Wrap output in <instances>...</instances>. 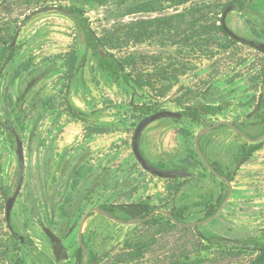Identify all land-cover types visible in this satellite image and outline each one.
<instances>
[{"label": "rangeland", "instance_id": "obj_1", "mask_svg": "<svg viewBox=\"0 0 264 264\" xmlns=\"http://www.w3.org/2000/svg\"><path fill=\"white\" fill-rule=\"evenodd\" d=\"M232 1L0 0V51L9 50L18 26L30 14L45 8L80 12L70 18L54 12L35 15L20 30L10 51L13 56L0 75V264H17L19 258L24 264H40L39 252L52 258L50 243L37 220L62 239L72 262L85 211L143 201L170 208V182L139 165L132 138L143 118L162 110L183 109L180 104L167 103L143 116L133 108L140 111L154 102H170L175 93H184L188 106L201 110L215 106L218 114L204 116L197 123L188 117L150 123L143 130V156L159 162L191 155L189 172L194 177L189 184L179 179L182 188L176 194L178 202L188 209L183 211L188 217L182 223L201 220L205 215L201 204L216 203L224 196L221 182L196 156L193 138L218 120L245 118L264 88L260 76L264 55L218 29ZM250 1L251 8L228 13L226 25L240 37L264 43V0ZM133 5L153 11L129 13ZM162 16L171 17L170 29L143 43H132L129 31L133 32L135 22ZM89 33L102 41L97 49L103 56L110 54L124 61L130 73L145 82L142 90L124 88L101 73L97 66L100 53L95 55L87 44ZM72 53L82 64L69 75ZM65 102L84 112L92 123L72 119ZM7 121L22 144L24 156V178L10 226L34 248L16 238L14 241L5 220V200L13 194L19 175L13 135L2 126ZM93 123L113 125L114 131L88 135ZM207 135L211 143L220 138L243 142L223 126ZM261 144L234 174L228 202L213 222L201 227V236L219 243L227 238L264 244V141ZM164 223L165 218L158 216L152 223L123 226L95 214L83 232L85 236L91 232L99 245H106L105 257L96 264H170L179 256L196 254V231L178 226L167 229ZM139 245L143 246L141 258L116 262L118 256L129 259L132 247ZM214 250H201L200 264H238L254 255L244 252L218 263Z\"/></svg>", "mask_w": 264, "mask_h": 264}, {"label": "trees", "instance_id": "obj_2", "mask_svg": "<svg viewBox=\"0 0 264 264\" xmlns=\"http://www.w3.org/2000/svg\"><path fill=\"white\" fill-rule=\"evenodd\" d=\"M183 3L186 2L187 0H181ZM243 2L244 0H233L231 3L233 2ZM243 3H240V5ZM150 5V3H149ZM79 11V10H78ZM146 12L149 13L151 11H153L150 7L147 8H141L139 5H133L130 12L129 13H134L137 14L139 12ZM69 12L73 15H77L80 12H77L74 9H69ZM171 17L168 16H162L160 18H157V20L153 19V20H149L147 22L144 21H139V22H135L134 25L131 26V28H133V32H131V30L129 31V35H131L132 37V43L134 44H139V43H143L147 40H150L158 35H161L163 33H165L168 29L171 28ZM218 29L224 33L223 28L221 27V25L218 26ZM198 34V30L194 31V35L195 37ZM199 35V34H198ZM90 36V33H89ZM234 41V40H233ZM88 46L93 48V50H95V55H98L99 52H97V47H101L102 46V41L99 40L98 38L94 39L91 38V36L89 37V41L87 42ZM13 56V52L8 53V48H5L4 50L0 51V75L3 72V70L6 68L8 62L10 61V59ZM82 61L81 60H77V57L75 56L74 53L71 54V58H70V62H69V67H68V72L69 75L73 74L76 70L77 67L81 66ZM76 66V67H75ZM97 66L99 68V70L101 71V73L106 76L107 78H109L111 81L113 82H118L121 83V85H123L124 88H130V87H135L138 88L140 90L143 89L144 83L140 78H138V76H134L132 73H130V71L127 69V63L125 64L124 61L119 60L117 58H115L112 55H106V56H98V62H97ZM261 78H262V85L264 86V68L261 71L260 74ZM149 84V83H148ZM185 94L181 93L179 96L175 97L174 101L178 102L179 104L183 103L182 99L184 98ZM158 103L154 102L153 104H151L150 106H146L144 108H141L140 111L137 108H133L134 111H138L140 112L141 115L146 116L152 112H155V110H158ZM65 106V110L68 113V115L74 119L77 120L79 122L82 123H92L89 122L87 115L72 107L71 105H69L67 102L64 103ZM263 107H264V103H263ZM183 111L181 112V115L184 117H188L192 122L197 123L199 122V120L207 115L210 116H215L218 114V110L219 108H216L215 106H208L206 108H204L203 110H201L199 107H189V106H185L182 108ZM264 109V108H263ZM262 114L264 115V110L262 112ZM144 120V118H143ZM93 127L87 131L88 135L94 134V133H112L114 131V126L113 125H105L102 126L100 124H96L93 123ZM135 126V130H136ZM134 130V131H135ZM257 146H252L248 152L247 155L245 156L244 160H247L257 149ZM170 184L167 187V189L170 191L172 197H174L178 191H179V181L177 180H170L169 181ZM222 201V198L220 197L216 203L214 202H207V203H202V210L201 213L204 215V217L201 219H205L209 216H211L217 209V207L219 206L220 202ZM150 206L148 205V203L146 202H141L139 204L136 205H129L125 208H123V211L128 214L130 217L133 218H144L149 212H150ZM181 214H182V210H177L174 211L172 213V216L178 221H182L181 218ZM186 223V222H184ZM164 225L167 227V229H173L176 228L177 225H175L174 223H172V221L168 218H165V223ZM185 231H196V242L194 244V248H196V254H192V252H190L188 255L186 256H179L181 258H177L176 260H174L173 262H171L170 264H195V263H201L202 262V254H201V250H212L215 248V252H213L212 254L214 255L215 259H217L218 263L220 260H224L227 257L228 258H236L239 257L240 255H242L244 252H253L254 255L252 257H250L249 259L242 261V262H238V264H264V244L260 245V244H252V243H245V242H241L243 243V245L247 246H237L235 244H231L228 242H223L222 239L220 240V243L215 241L214 238H207V237H203L200 235L199 232H197L196 229H192V228H182ZM200 230V229H199ZM12 239L14 240L15 237L12 236ZM15 241V240H14ZM239 242V241H238ZM17 243V242H16ZM219 243V244H218ZM14 246V244H13ZM79 255H80V250L78 249L76 251L75 257H77V259L79 260ZM143 255V246L139 245V246H134L132 247L131 251L128 254L129 259L125 260L123 257L118 256L116 258V262H122V261H135L138 260L139 258H141ZM205 258V257H204ZM189 261V262H188ZM208 261V259H207ZM17 264H24V261L19 258L16 260Z\"/></svg>", "mask_w": 264, "mask_h": 264}, {"label": "flooded vegetation", "instance_id": "obj_3", "mask_svg": "<svg viewBox=\"0 0 264 264\" xmlns=\"http://www.w3.org/2000/svg\"><path fill=\"white\" fill-rule=\"evenodd\" d=\"M240 3H243V4L240 5ZM251 5H252V3H251L250 0H244L243 2H241V1L240 2H233V3H231L226 8V10L228 8H230L231 6H235V10L234 11H242V8L247 10V9H249V7L251 8ZM253 9H254V7H253ZM254 11H256V10H254ZM224 12H225V10H224ZM224 12H223V14H224ZM223 14H222V16H223ZM222 16H221V19H220V25H221V27H222ZM225 23H226V21H225ZM224 34L226 36H228L225 32H224ZM228 37H230V36H228ZM256 42L262 43L260 41H256ZM97 52H99L100 55L103 57V55H102L103 53H102L101 50L97 49ZM259 103H260V105H259L257 111L252 116L247 117L253 110H255V108H257V106H258ZM263 103H264V88L262 90V93L260 95V98H259V100H258L255 108L248 115H246L245 118L240 119L238 121H232L231 122V123H233V125H234V127L236 129H238L240 132H242L246 137H248L251 140H256L258 137H260L262 134H264V115L262 114V112L264 110L263 109L264 108L263 107ZM162 111H160V112H162ZM181 112H179L180 115H181ZM183 118H185V117L181 115V118L179 119V121L183 120ZM161 120H163V119H161ZM205 127H207V126H205ZM225 128H227V127H225ZM228 129L233 134H235L236 136H238L239 138H241L243 140V142H241L239 144L237 142H233V140H228V139L220 138V139H217L214 143H211L208 140V135H207L208 133H207V134H205V135H203L202 137L199 138V140H198V146H199L200 152L203 154V156L205 157V159L207 160V162L213 167L214 171L219 176H222L225 179H227L228 181H230L231 182V185H232V183H233V176L238 171V169L241 167L242 162H245L246 161V160H244V158L247 155L248 150L252 146H257L258 148L260 146H262L261 143L264 141V139H262V140H260V141H258L256 143L249 142L246 139H244L242 136H240L239 134L235 133L230 128H228ZM216 130H218V128L215 129V130H213V131H216ZM210 132H212V131H210ZM193 146H194V138H193ZM194 150H195V147H194ZM140 153L143 156L141 150H140ZM195 154L198 157L199 161L201 162V160H200V158H199L196 150H195ZM143 159L146 161V163L148 165L152 166L156 171H182V170H185V171H188L189 172L191 170L190 167L193 166V165H191L192 164L191 163L192 160H191V155H189V154L184 155L181 158H178L176 160H171V161L161 160L159 162H154L152 160L147 159L144 156H143ZM201 164H202V162H201ZM203 167L205 168L204 165H203ZM193 177H194V175L192 177H187V178H174V179H165V180H167V181H170V180H177V181H179V179H186L188 181V184H189V183L192 182ZM17 182H18V180H17ZM219 182H221L223 188L225 189V194H224L223 197H221L222 198V201H223V199L226 196V193L228 192L229 187H228V185L224 181L219 180ZM179 183H180L179 184L180 185L179 186V191H180L182 187H181V182H179ZM15 189H16V187H15ZM232 190H233V187H232ZM231 194H232V192H231ZM172 198H173V200L171 202V207L168 208V209H165L164 206H161V207H153L150 204L149 201H146V203H148V205L150 206V209L151 210H150V212L145 217H147L148 215H150V214H152L154 212L156 214H154L151 217V219L149 221L145 222V223H152L153 221H155L156 217L163 216L162 214H160V213L157 212V210H159V209H161V210H164L165 209V211H169L171 214L174 211L182 210L181 218L182 219L187 218L188 216L185 213L187 212L188 209L186 207H184L186 205L184 203H179L178 202V197L176 195L174 197H172ZM222 201L220 202V204L222 203ZM143 202H145V201H143ZM139 203H141V202H139ZM139 203L124 204V205H118V206L101 205L99 207H94V208H101V209L107 211L108 213H110L111 215H113L115 218L122 219L124 221H128L130 219H133V217H130L128 214H126L123 211V208H125V207H127L129 205H136V204H139ZM220 204H219V206H220ZM91 209H93V208H91ZM91 209H89V210H91ZM201 209H202V207H201ZM87 211H85L84 214L82 215V217H81V219L79 221L78 228L80 226V223L82 221L83 216L86 214ZM183 211L185 213H183ZM43 212L46 213L47 210L43 209ZM51 214H52V212H51ZM183 214H185V215H183ZM98 215H100V214H98ZM90 216H91V219H92V217L94 215L93 214H90ZM100 216L103 217L102 215H100ZM163 217L166 218L165 216H163ZM103 218L105 220H107V221H111V220H109V219H107L105 217H103ZM198 221H201V220H197L195 222H198ZM213 221H211V222H213ZM111 222H113V221H111ZM114 223H116V222H114ZM37 224L41 228V230L44 227L45 228H49L44 223H42L40 220H37ZM116 224H118V223H116ZM119 225H121V224H119ZM198 228L201 229V227H198ZM8 229L9 230L10 229L12 230V231L10 230L12 236H14L13 232L17 233L15 230H13L11 228V226H8ZM15 238L18 240L17 237H15ZM57 238L60 240L62 246L66 250L65 246L63 245L62 239L60 237H57ZM48 241H49V239H48ZM82 242H83V245L85 246V249H86V262H85V264H96L98 261H100L101 259H103L105 257V254L107 253V251L104 250V247L106 245L105 246H104V244L99 245L98 244V242H99L98 241V238H93L91 232L88 233L87 236H85V234L83 232V234H82ZM49 243H50V248H51L52 247V244H51L50 241H49ZM25 245L28 246L29 248H34V246L30 243V241L28 239H26ZM78 249L80 250L79 260L77 259V257L74 256V260L72 262L70 261L69 254H68L67 250H66V252H67V258L66 259H63V260H59V261H57L55 259V256L53 255V252H52V248H51L52 258H49L46 255H42L41 252H39L40 258H41L40 259L41 260V263L40 264H81L82 261L85 259V254L82 252V250H81V248H80L79 245H78L77 250Z\"/></svg>", "mask_w": 264, "mask_h": 264}, {"label": "water", "instance_id": "obj_4", "mask_svg": "<svg viewBox=\"0 0 264 264\" xmlns=\"http://www.w3.org/2000/svg\"><path fill=\"white\" fill-rule=\"evenodd\" d=\"M235 10V6H231L230 8H228L227 10H225L223 16H222V27L224 32L230 36V38L234 41H236L237 43L244 45L252 50H255L257 52H260L264 55V43H259L256 42L254 40L251 39H247V38H243L240 37L236 34H234L229 27L226 25L225 23V19L228 13H230L231 11ZM46 12H54V13H58V14H62L66 17H71L72 14L65 9H60V8H45L42 10H39L33 14H30L27 18H25L23 20V22L18 26L12 43L9 47L8 53H10L11 49L13 48V46L15 45V42L17 40L18 34L20 32V30L25 26V24H27L35 15L41 14V13H46ZM38 78L33 80L30 85L27 87V90L32 87L36 82H37ZM260 103L258 104L257 108H255V110H253L247 117L252 116L258 109ZM181 118V115L179 113H175V112H169V111H162V112H157L154 113L148 117H146L144 120H142L136 127V130L134 132L133 138H132V151L134 154V157L136 159V161L139 163V165L148 173L155 175L159 178L162 179H174V178H187V177H192L193 174L182 170V171H156L152 166L148 165L146 163V161L143 159V156L140 153V148H139V141L141 138V135L143 133V130L145 129V127L147 125H149L152 122L161 120V119H173V120H179ZM2 126H4L5 130H7V132H9L11 135H13L14 138V143H15V154L17 157V165H18V182H17V186L15 191L13 192V194L6 198L5 200V220L8 226H10V217H11V211L12 208L14 206L15 200L19 194L22 182H23V178H24V156H23V147L21 142L19 141V138L15 132V130L13 129V127L11 126L10 122L7 121L4 124H2ZM223 126V127H227L230 128L231 130H233L235 133L239 134L240 136H242L244 139H246L249 142H253L256 143L262 139H264V134H262L260 137H258L256 140H251L248 137H246L242 132H240L238 129H236L233 125V123L231 122H227V121H223V120H218L216 122H214L213 124L201 129L194 137V147L195 150L202 162V164L205 166V168L208 170V172H210L215 178L224 181L229 189L228 192L226 193L225 198L223 199L222 203L220 204V206L216 209V211L209 217L198 221V222H186V223H182V222H178L169 211H165V210H157L158 213L162 214L163 216H165L166 218L170 219L172 221V223H174L175 225H177L178 227H182V228H192V229H196L197 232H199V228L201 226H204L208 223H210L211 221L215 220L221 213V211L223 210V208L225 207L226 203L228 202L231 192H232V185L231 182L228 181L227 179H225L222 176H219L213 169V167L207 162V160L205 159V157L203 156V154L200 152L199 150V146H198V140L200 137H202L203 135L209 133L212 130H215L216 128ZM90 214H100L103 217L116 222L118 224L124 225V226H131V225H136V224H143L147 221H149L151 219V217L156 214L155 212L148 215L145 218H133L130 219L128 221H124L122 219H118L115 218L113 215H111L110 213H108L107 211L101 209V208H93L91 210H88L86 212V214L83 216L82 221L80 223V226L78 228V235H77V240H78V245L80 246L82 252L85 254V259L82 261L81 264H85L86 262V249L85 246L83 245L82 242V234L84 231V228L86 226V224L88 223V221L91 219ZM11 230V229H10ZM44 234L46 235V237L49 239V241L52 244V252L53 255L55 256V259L57 261L59 260H63L67 258V252L64 249V247L62 246L60 240L51 232V230L49 228H42ZM12 231V230H11ZM14 236L18 238L19 242L25 244V239L18 235L17 233L13 232ZM223 242H228L231 244H235L237 246H244L247 247L245 245H243V243L238 242L236 240H232V239H227V238H222Z\"/></svg>", "mask_w": 264, "mask_h": 264}, {"label": "crops", "instance_id": "obj_5", "mask_svg": "<svg viewBox=\"0 0 264 264\" xmlns=\"http://www.w3.org/2000/svg\"><path fill=\"white\" fill-rule=\"evenodd\" d=\"M172 75H174L175 77H177V73H175V74L172 73ZM180 94H181V93H177V94L175 93V94L170 98V100H169L170 102H167V101L165 100V101H163V102H159L158 104L160 105L161 108H162L165 104H167V103H168V104L171 103V104L179 105L178 102H175V101H174V100H175L174 98L177 97V96H179ZM184 100H185V97L182 99V102H183V103L180 104V107H181V108H183V107H185V106H188V105L185 104V101H184ZM189 107H192V106H189ZM169 112H172V111H169ZM175 113H179V112H175ZM166 121H175V122L177 121V122H178L179 120L168 119V120H166ZM143 134H144V133H142V135H143ZM142 135H141V138H140V141H139V148H140L141 152H142V144H141V141H142ZM142 154H143V152H142ZM143 155H144V154H143ZM201 227H202V226H201Z\"/></svg>", "mask_w": 264, "mask_h": 264}]
</instances>
